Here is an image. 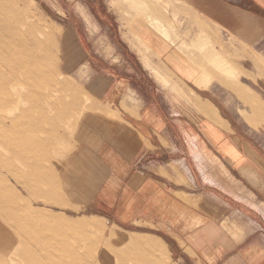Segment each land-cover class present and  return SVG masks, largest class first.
I'll return each mask as SVG.
<instances>
[{"label":"crops","instance_id":"crops-1","mask_svg":"<svg viewBox=\"0 0 264 264\" xmlns=\"http://www.w3.org/2000/svg\"><path fill=\"white\" fill-rule=\"evenodd\" d=\"M102 1L115 40L113 27L110 34L85 0L77 2L84 27H72L80 42L72 67L85 74L91 106L55 179L53 204L63 214L137 235L132 240L144 241V249L157 241L166 258L159 264H264L260 81L258 87L242 83L233 101L219 94L221 86L197 85L198 75L186 72L189 58L179 46L195 42L185 34L190 8L199 11L206 0H181L170 12L150 0ZM245 2L239 15L258 39L256 0ZM201 90L216 92L206 99L214 109L205 110ZM166 156L176 157L174 163L160 161ZM15 226L0 216L2 260L21 240Z\"/></svg>","mask_w":264,"mask_h":264},{"label":"rangeland","instance_id":"rangeland-1","mask_svg":"<svg viewBox=\"0 0 264 264\" xmlns=\"http://www.w3.org/2000/svg\"><path fill=\"white\" fill-rule=\"evenodd\" d=\"M85 1L101 17L102 26L108 31L113 27L115 40L116 25L104 2ZM77 2L0 0V49L14 55L6 67L0 68V122L14 129L0 131V216L13 221L21 235L18 247L10 256L0 259V263H164L166 258L157 241L154 248L144 249V241L132 240L137 235L131 236L97 218L63 214L53 204L55 179L75 145L76 127L91 106L84 87L85 74L82 69L72 67L80 46L72 27L77 30L84 27L78 19ZM175 2L183 1L150 0L154 7L164 6L169 12ZM235 2L206 0L199 11L188 5L193 10L189 15L192 25L185 34L195 42L179 46V51L189 58L184 68L191 76L198 75L197 85L209 88L212 83L215 87L219 85L222 88L219 94L233 101L236 96L233 92L242 83L258 87L259 80L264 99V0H256L259 38L254 40L250 25L239 15L246 2L242 1L241 6ZM222 3L233 8V14L223 13ZM165 32L172 41L169 30ZM15 75L21 78L18 85L12 81ZM154 86L157 87L156 83ZM189 86L195 88L192 83ZM189 86V94L195 95ZM200 93L205 110L214 109L206 99L216 92ZM13 118L17 120L13 122ZM173 158L176 157L166 156L160 161L174 163ZM242 189L247 190L245 185ZM31 215L38 221H17Z\"/></svg>","mask_w":264,"mask_h":264},{"label":"bare ground","instance_id":"bare-ground-1","mask_svg":"<svg viewBox=\"0 0 264 264\" xmlns=\"http://www.w3.org/2000/svg\"><path fill=\"white\" fill-rule=\"evenodd\" d=\"M18 8V7H17ZM19 12V11H18ZM21 12V11H20ZM2 19V18H1ZM18 20V19H17ZM16 20V21H17ZM19 21V20H18ZM19 22H21V21H19ZM22 23V22H21ZM10 25V24H9ZM2 35H3V33H2ZM7 36H9V35H7ZM3 37H4V35H3ZM9 38V37H8ZM4 41H6V39H4ZM3 45V44H2ZM1 45V46H2ZM3 47H5V46H3ZM7 47H5V49H6ZM4 49V48H3ZM9 49V48H8ZM8 51V50H7ZM11 52V51H10ZM9 52V53H10ZM28 52V51H27ZM33 54H34V52H32ZM37 54V53H36ZM31 54H29V56H30ZM35 55V54H34ZM14 55H12V56H10V55H7L4 51H1V49H0V68H3V67H6L9 63H10V60H12V58H14L13 57ZM32 57H34V56H32ZM16 58V57H15ZM49 66V65H48ZM29 71L30 70H28L27 68H25V72L26 73H29ZM6 81V80H5ZM12 81H13V84L14 85H18L19 83H21V78L19 77V75L17 76V75H15V77L12 79ZM19 82V83H18ZM2 84H4V83H2ZM0 88H2V85H0ZM10 92V91H9ZM12 93V92H11ZM4 96V95H3ZM6 97V96H5ZM13 99V98H12ZM8 100V99H7ZM15 100V99H14ZM17 102V101H16ZM20 118V117H19ZM14 120H13V122H15L17 119H15V118H13ZM0 131L1 132H7V131H14V129L12 128V127H9V126H6V124L5 123H3V122H0ZM20 138V137H19ZM20 140V139H19ZM2 142V141H1ZM2 144V143H1ZM27 144V143H26ZM15 145V144H14ZM15 148V147H14ZM18 148V147H17ZM29 148V147H28ZM11 149H13V147L11 148ZM19 151H22V150H19L18 149V152ZM23 153V152H22ZM4 165H5V163H3ZM7 164V163H6ZM97 256V255H96Z\"/></svg>","mask_w":264,"mask_h":264}]
</instances>
